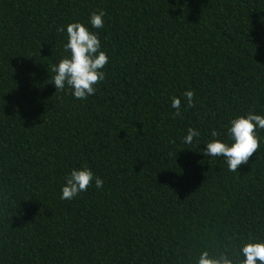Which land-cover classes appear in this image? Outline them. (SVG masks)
I'll return each mask as SVG.
<instances>
[{
    "label": "trees",
    "instance_id": "trees-1",
    "mask_svg": "<svg viewBox=\"0 0 264 264\" xmlns=\"http://www.w3.org/2000/svg\"><path fill=\"white\" fill-rule=\"evenodd\" d=\"M72 22L108 57L84 100L50 83ZM249 112L264 116V0H0V264H195L264 241V130L236 172L201 152ZM81 167L103 186L61 200Z\"/></svg>",
    "mask_w": 264,
    "mask_h": 264
},
{
    "label": "clouds",
    "instance_id": "clouds-1",
    "mask_svg": "<svg viewBox=\"0 0 264 264\" xmlns=\"http://www.w3.org/2000/svg\"><path fill=\"white\" fill-rule=\"evenodd\" d=\"M104 12H93L87 23L91 28L103 27ZM59 31L63 34L65 42L62 49L65 55L50 68L53 75L50 83L56 92L70 90L74 99L84 100L95 93L94 85L105 79L103 67L108 62V57L101 51V42L97 33L92 32L80 22L68 23ZM193 91L186 90L182 97L171 99V108L179 114L181 99L187 107L193 105ZM264 130V116L249 112L245 115H237L228 121L220 139L216 130H212L211 139L206 141L201 149L203 156L209 158H223L227 170L236 172L238 165L246 163L252 153L259 146V137L256 130ZM199 131L189 127L182 138V143L192 144L194 138H198ZM172 142V141H170ZM97 189L103 186V181L94 176L88 167L73 168L64 176V183L60 188L61 200H72L79 193L87 190L93 182ZM195 264H264V241H243L235 258L226 251L212 257L208 251H202L196 258Z\"/></svg>",
    "mask_w": 264,
    "mask_h": 264
}]
</instances>
